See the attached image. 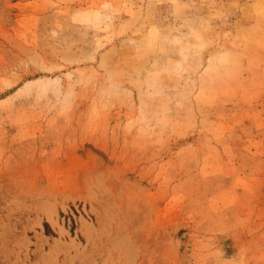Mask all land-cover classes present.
Returning <instances> with one entry per match:
<instances>
[{
	"label": "rangeland",
	"instance_id": "1",
	"mask_svg": "<svg viewBox=\"0 0 264 264\" xmlns=\"http://www.w3.org/2000/svg\"><path fill=\"white\" fill-rule=\"evenodd\" d=\"M0 264H264V0H0Z\"/></svg>",
	"mask_w": 264,
	"mask_h": 264
},
{
	"label": "bare ground",
	"instance_id": "2",
	"mask_svg": "<svg viewBox=\"0 0 264 264\" xmlns=\"http://www.w3.org/2000/svg\"><path fill=\"white\" fill-rule=\"evenodd\" d=\"M84 225L87 226L88 224H86L85 222H83V223H82V227H83ZM88 227H89V226H88ZM83 228H85V227H83ZM83 228H82V229H83ZM84 230H85V229H84ZM85 231H87V230H85Z\"/></svg>",
	"mask_w": 264,
	"mask_h": 264
}]
</instances>
